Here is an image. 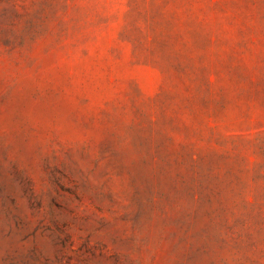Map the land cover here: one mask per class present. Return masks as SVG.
<instances>
[{"label": "rangeland", "instance_id": "374dc122", "mask_svg": "<svg viewBox=\"0 0 264 264\" xmlns=\"http://www.w3.org/2000/svg\"><path fill=\"white\" fill-rule=\"evenodd\" d=\"M0 264H264V0H0Z\"/></svg>", "mask_w": 264, "mask_h": 264}]
</instances>
